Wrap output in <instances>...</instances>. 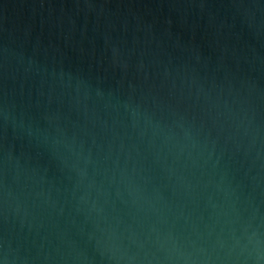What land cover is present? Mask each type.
Wrapping results in <instances>:
<instances>
[{"label":"water","instance_id":"1","mask_svg":"<svg viewBox=\"0 0 264 264\" xmlns=\"http://www.w3.org/2000/svg\"><path fill=\"white\" fill-rule=\"evenodd\" d=\"M0 264H264V0H0Z\"/></svg>","mask_w":264,"mask_h":264}]
</instances>
